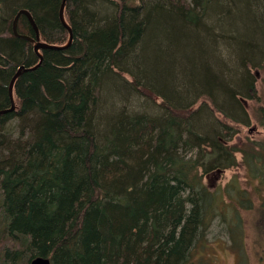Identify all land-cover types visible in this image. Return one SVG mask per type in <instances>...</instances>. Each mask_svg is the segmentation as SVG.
I'll use <instances>...</instances> for the list:
<instances>
[{
	"label": "trees",
	"instance_id": "16d2710c",
	"mask_svg": "<svg viewBox=\"0 0 264 264\" xmlns=\"http://www.w3.org/2000/svg\"><path fill=\"white\" fill-rule=\"evenodd\" d=\"M61 3L0 0V110L39 62L15 14L63 46ZM65 16L71 45L43 50L0 115V264H186L210 225L204 176L242 152L264 189V152L224 137L258 95L264 0H67ZM18 33L35 36L24 16Z\"/></svg>",
	"mask_w": 264,
	"mask_h": 264
},
{
	"label": "rangeland",
	"instance_id": "374dc122",
	"mask_svg": "<svg viewBox=\"0 0 264 264\" xmlns=\"http://www.w3.org/2000/svg\"><path fill=\"white\" fill-rule=\"evenodd\" d=\"M253 73L257 79L258 95L256 99L248 100L253 119L251 128L237 127L240 134L233 143L239 142L240 147L250 140L264 141V126L260 124V117L264 115V62ZM237 161V167L213 173L204 179L210 190L214 194L217 192V209L209 214L210 225L201 239L203 245L200 244L191 256L194 264H264V229L261 231L258 226L264 217L260 208L263 194L258 195L254 191L255 182L248 183L242 154L237 155ZM231 183L246 191L245 196L249 200L252 198L254 208L236 205L233 198L224 194V187Z\"/></svg>",
	"mask_w": 264,
	"mask_h": 264
},
{
	"label": "bare ground",
	"instance_id": "6f19581e",
	"mask_svg": "<svg viewBox=\"0 0 264 264\" xmlns=\"http://www.w3.org/2000/svg\"><path fill=\"white\" fill-rule=\"evenodd\" d=\"M63 1V0H62ZM61 5H62V3H61ZM60 9H61V6H60ZM60 9H59V19H60ZM20 11H25L26 13H22V14H20L19 15V12ZM19 15V16H18ZM22 16H24V17H26V19L28 20V22H29V24H30V26L32 27V29L34 30V32H35V27H34V25L32 24V22L31 21H33L34 22V24H35V26H36V28L38 29V32H39V36H40V31H39V27H38V25H37V23H36V20H35V18H34V16L32 15V13L28 10V9H21V10H19L16 14H15V16H14V19H13V21L15 20V19H17V21H19L20 20V18L22 17ZM66 17V16H65ZM67 20V19H66ZM67 23H68V21H67ZM69 24V23H68ZM12 29H13V22H12ZM17 29H18V27H17ZM23 36H27V37H29L30 35H28V34H22ZM30 37H32V36H30ZM36 37V32H35V36L33 37V38H35ZM24 39V38H23ZM40 39H41V36H40ZM25 40H27L29 43H31L30 42V40L29 39H25ZM42 40V39H41ZM44 42V41H43ZM46 43V42H45ZM32 44V43H31ZM33 45V44H32ZM36 54V53H35ZM37 55V54H36ZM39 61H40V59H39ZM39 63V62H38ZM37 63V64H38ZM37 64H35L34 66H36ZM23 66L24 65H20L17 69H16V71H15V73H14V75H13V77L19 72V71H21V69L23 68ZM34 66H32V67H34ZM257 68H252L251 66L249 67V70L251 71V72H254V70H256ZM27 71H33V70H28V68L25 66L24 67V69H23V71L21 72L22 74H24L25 72H27ZM21 74V75H22ZM254 74V73H253ZM20 75V76H21ZM19 76V77H20ZM13 77L11 78V80H10V83H11V81H12V79H13ZM18 77V78H19ZM17 78V79H18ZM17 81V80H16ZM10 83H9V86H8V92H9V87H10ZM16 83V82H15ZM256 83H257V79H256ZM256 87H257V84H256ZM14 89H15V86H14ZM258 91V90H257ZM14 95V94H13ZM9 97H10V107L9 108H6V109H1L0 111H2V110H9V109H11L12 108V101H11V96H10V93H9ZM257 98V96H254V98L253 99H251V100H254V99H256ZM14 99H15V96H14ZM248 100H250L249 98H246V97H241L240 98V101L243 103V105L245 106V108H246V111L248 112V115L246 116V118L244 117L243 118V122L240 124V127H243V128H247V127H250L251 126V124H252V121H253V119H252V117L250 116V112H249V107H248ZM15 108H14V110H12V111H10V112H13V111H15V110H17L18 109V104H17V102H16V100H15ZM199 105V104H198ZM198 105H195V107H193L192 108V110H195L196 108H197V106ZM9 113V112H8ZM216 118L220 121V122H223V121H225V122H227V123H229L230 125H232V124H234V122H230L229 121V119L230 118H225V115L221 112V113H219V112H216ZM256 118H259V116H256ZM261 118V120H260V124H261V126H264V115L262 116V117H260ZM251 128V127H250ZM249 128V129H250ZM250 131H252V129H250ZM240 134V132H239V128H238V131L236 132V133H233L232 135L233 136H229V134L228 133H225L224 134V137L226 138V139H229L230 141H229V143H228V145L230 146V147H240L239 146V142L238 143H233V141H234V139L238 136ZM221 138L222 137H219V140L221 141ZM223 142L225 143V145H226V141L223 139ZM244 145H246V144H244ZM250 145H251V148H253L255 151H254V153H260V152H264V141H261V142H256V141H252V140H250ZM209 149H210V147H208ZM238 154H242V156H243V153L242 152H237L236 153V155H238ZM188 156L189 157H191L192 159H195L196 158V156H197V154H196V152H188ZM244 164V163H243ZM238 166V165H237ZM237 166H233V167H230V168H226V169H231V168H234V167H237ZM246 166V165H245ZM225 169V170H226ZM263 171H264V166H263V169H262ZM221 171H224V170H221ZM213 173H215V172H212V174ZM218 173H219V171H218ZM212 174H209V175H206V176H204L205 178H208V177H210V175H212ZM263 175V174H262ZM257 191L259 192V193H261V194H264V189H263V187L262 188H260V189H257ZM224 194L225 195H228L230 198H233L234 200H233V202H234V204H236V205H239V206H246L247 208H249V209H252V208H254V206H255V204H254V202H253V200H252V198H250V200L248 199V198H246V196L245 195H237L234 191H230L229 190V185H226V187H224ZM259 195V194H258ZM216 196H217V192H215V197L213 198V202H212V206L210 205L209 207H208V211L206 212V219L207 220H209V214L210 213H214L215 211L214 210H216L217 209V204H216V201H215V198H216ZM236 199H239V200H236ZM236 202V203H235ZM262 202V210H264V208H263V206H264V203H263V201H261ZM246 208V209H247ZM260 208H261V204H260ZM262 216H264V215H262ZM211 218V217H210ZM262 219H261V221H260V223L258 224V226L261 228V231L264 229V217H261ZM202 238H200V239H198V241L196 242V245L191 249V252H190V257H189V259H188V261H187V263L186 264H194V262H191V256H192V254H193V252H194V250H195V252H196V248L197 247H199L200 246V244H202L203 245V243H202V240H201ZM39 257H44V256H37V257H34V258H32V260H31V262H30V264H32V261L33 260H35L36 258H39ZM44 258H49V260H50V262H51V264H53V259L51 258V257H44Z\"/></svg>",
	"mask_w": 264,
	"mask_h": 264
},
{
	"label": "water",
	"instance_id": "95a60500",
	"mask_svg": "<svg viewBox=\"0 0 264 264\" xmlns=\"http://www.w3.org/2000/svg\"><path fill=\"white\" fill-rule=\"evenodd\" d=\"M66 3H67V0H63L62 1V5H61V9H60V21L62 23V25L69 31V40H68V43L63 45V46H59V45H50L48 43H45L43 42L41 39H40V36H39V32H38V29L36 28L35 24L33 21L32 24L34 25L35 27V32H36V37L33 38V37H27V36H23V35H20L18 33V21L17 19H15L13 21V32L15 33V35L19 36L20 38H24V39H29L30 42L33 44V47H34V52L37 54V56L39 57L40 61L39 63L34 66V67H27L28 70H35L37 69L41 64H42V61H43V53L42 51L45 50V49H58V50H64V49H67L71 43H72V40H73V32H72V29L70 27V25L67 23V20H66V17H65V8H66ZM22 13H26L25 11H20L19 12V15L22 14ZM18 15V16H19ZM25 65L23 66V68L21 69V71H19L12 79L11 83H10V87H9V93H10V96H11V101H12V108L9 109V110H2L0 111V115H3L5 113H8L12 110H14L15 108V99H14V86H15V82L17 80V78L22 74L21 72L23 71ZM32 264H51L49 258H44V257H39V258H36L35 260L32 261Z\"/></svg>",
	"mask_w": 264,
	"mask_h": 264
}]
</instances>
